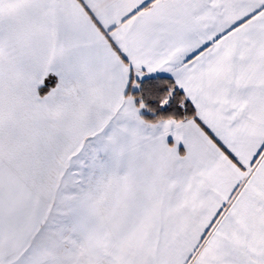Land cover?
<instances>
[{
	"label": "snow or ice",
	"instance_id": "1",
	"mask_svg": "<svg viewBox=\"0 0 264 264\" xmlns=\"http://www.w3.org/2000/svg\"><path fill=\"white\" fill-rule=\"evenodd\" d=\"M0 264H264V0H0Z\"/></svg>",
	"mask_w": 264,
	"mask_h": 264
}]
</instances>
